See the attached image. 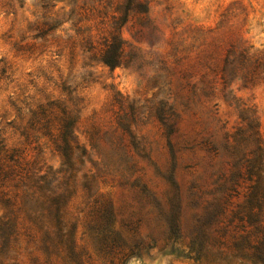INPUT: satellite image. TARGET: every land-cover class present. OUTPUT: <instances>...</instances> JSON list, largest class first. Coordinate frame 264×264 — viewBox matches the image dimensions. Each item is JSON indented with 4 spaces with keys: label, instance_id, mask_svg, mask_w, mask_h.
I'll return each mask as SVG.
<instances>
[{
    "label": "rangeland",
    "instance_id": "374dc122",
    "mask_svg": "<svg viewBox=\"0 0 264 264\" xmlns=\"http://www.w3.org/2000/svg\"><path fill=\"white\" fill-rule=\"evenodd\" d=\"M127 4L0 0V153L63 172L35 114L77 122L52 264H264V0H135L124 24Z\"/></svg>",
    "mask_w": 264,
    "mask_h": 264
},
{
    "label": "trees",
    "instance_id": "16d2710c",
    "mask_svg": "<svg viewBox=\"0 0 264 264\" xmlns=\"http://www.w3.org/2000/svg\"><path fill=\"white\" fill-rule=\"evenodd\" d=\"M127 1L124 24L135 3V0ZM138 8L144 13L148 12L143 6ZM44 21L42 31L44 28L52 31L68 22L60 21L58 17ZM116 44L117 41H114L105 45L101 60L104 66L111 69L121 66L125 53L123 47ZM134 60L137 61V57ZM60 114L61 116L53 108H43L35 116L40 122H45L48 128H52L53 132H59L58 141L60 140L61 145L58 152L66 166L63 172H33L21 159L10 158L8 152L0 153V206L4 212L0 219V264H24L25 259L36 264L39 255L47 258L46 264H52L55 258L63 262L65 255L70 259L73 257V249L65 233L63 210L71 194L72 176L67 179L65 177L72 175L74 171L68 137L77 122L67 111ZM246 140L250 142L251 137L244 139ZM227 143L229 144V139ZM227 148L230 149L229 146ZM82 156H87L85 151H82ZM262 195L259 192L257 197L264 199ZM226 197L228 196L225 194L223 199L226 200ZM218 202L215 207L220 210L221 200L218 199ZM105 220V227L108 229L114 220L112 212L107 214ZM117 242L119 240L115 238L114 243Z\"/></svg>",
    "mask_w": 264,
    "mask_h": 264
}]
</instances>
